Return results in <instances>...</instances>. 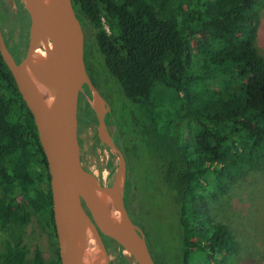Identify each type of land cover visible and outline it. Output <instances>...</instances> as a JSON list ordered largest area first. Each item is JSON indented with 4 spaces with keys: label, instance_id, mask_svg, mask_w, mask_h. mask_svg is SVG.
I'll use <instances>...</instances> for the list:
<instances>
[{
    "label": "trees",
    "instance_id": "16d2710c",
    "mask_svg": "<svg viewBox=\"0 0 264 264\" xmlns=\"http://www.w3.org/2000/svg\"><path fill=\"white\" fill-rule=\"evenodd\" d=\"M71 1L88 34V78L94 85V43L158 137L161 153L147 173L158 175L176 208L179 256L170 264H235L237 240L206 211V201L227 193L249 171L264 170V58L253 46L264 0ZM199 35L193 57L192 40ZM161 90L167 105L156 103ZM171 104L178 105L177 121ZM81 107L84 116L93 112L83 95ZM125 163L124 204L131 210L135 188ZM29 211L56 240L47 160L0 55V232L18 231L2 241L0 264H61L58 246L48 263L38 247L30 251L22 233Z\"/></svg>",
    "mask_w": 264,
    "mask_h": 264
},
{
    "label": "water",
    "instance_id": "95a60500",
    "mask_svg": "<svg viewBox=\"0 0 264 264\" xmlns=\"http://www.w3.org/2000/svg\"><path fill=\"white\" fill-rule=\"evenodd\" d=\"M29 17L28 45L25 57L16 63L8 50L0 27V55L9 69L18 92L30 110L37 135L47 160L50 175L52 212L61 264H110L109 254L100 237L112 240L136 264H156L145 235L135 225L124 204L126 163L123 153L110 137L104 124L105 101L88 78L84 62L85 35L71 0H19ZM35 42L43 51L44 71L54 87L52 92L38 94L22 72ZM32 73L35 70L31 69ZM88 89L90 107L97 119V138L118 158V172L112 188L101 187L81 162L78 144L80 98ZM55 105L53 114L43 120L42 111ZM106 106V109H105ZM116 189L118 200L112 202L104 192V201L116 216L117 225L105 218V210L95 198L96 188ZM77 207L94 228V237L82 234L77 224ZM83 205V206H82Z\"/></svg>",
    "mask_w": 264,
    "mask_h": 264
},
{
    "label": "rangeland",
    "instance_id": "374dc122",
    "mask_svg": "<svg viewBox=\"0 0 264 264\" xmlns=\"http://www.w3.org/2000/svg\"><path fill=\"white\" fill-rule=\"evenodd\" d=\"M1 26L12 46L19 44L21 51L28 45L27 25L21 23V11L14 0L1 1ZM87 40V31H84ZM202 36L192 40V54L197 57V42ZM96 74L94 87L105 102L111 114L107 123L113 141L123 151L127 162L128 183L135 188L128 213L131 221L146 234V242L158 264H170L179 256V225L174 202L168 192L159 187L160 178L155 173H147L156 164L160 151L158 137L149 127L144 114L134 108L123 94L118 82L108 73L104 59L92 43ZM258 55L264 58V8L261 10L256 38L253 43ZM23 54V53H22ZM24 58V57H23ZM198 65L194 71H198ZM84 100L92 102L84 91ZM156 103L167 105L168 93H156ZM132 105V106H131ZM172 105V104H171ZM170 105V106H171ZM176 104L168 107L170 116L177 121ZM106 109V106H105ZM169 116V117H170ZM182 123L181 133L186 135ZM139 131V132H138ZM80 158L83 166L93 175L101 187L112 188L118 172V158L105 148L97 138V119L94 111L83 115L79 110ZM91 151V152H90ZM109 170V171H108ZM117 171V172H116ZM125 189L123 191V197ZM207 202L208 213L217 222L225 224L235 236L238 252L235 264H264V170L249 171L231 189ZM83 206V205H82ZM28 224L23 228V238L30 251L38 247L45 263L55 257L57 241L45 229L32 212H28ZM17 229L0 232V247L5 238L17 235ZM144 234V235H145ZM107 251L111 264H136L115 243L108 241Z\"/></svg>",
    "mask_w": 264,
    "mask_h": 264
},
{
    "label": "bare ground",
    "instance_id": "6f19581e",
    "mask_svg": "<svg viewBox=\"0 0 264 264\" xmlns=\"http://www.w3.org/2000/svg\"><path fill=\"white\" fill-rule=\"evenodd\" d=\"M42 1L48 2L49 0H42ZM31 69L35 70V73H32ZM22 72L38 94L43 95L52 92L54 90V87L48 81V76L44 71L43 51L41 50L39 43L35 42L31 52L30 59L22 67ZM54 106L55 105H49L42 111L41 117L43 120H47L53 114ZM104 192H106L110 196L112 202H116L118 200L117 190L111 189L104 191L103 188L101 187L96 188L95 198L100 204L103 205L105 210V218L114 224L122 225L123 222L122 218L116 216L113 213L112 208L108 206L104 201V196H105ZM71 201L73 207L76 210L77 224L80 231L84 236L88 238L94 237V228L91 225V223L87 220L82 210L79 207H77L78 205L77 199L72 196Z\"/></svg>",
    "mask_w": 264,
    "mask_h": 264
},
{
    "label": "flooded vegetation",
    "instance_id": "af4514ba",
    "mask_svg": "<svg viewBox=\"0 0 264 264\" xmlns=\"http://www.w3.org/2000/svg\"><path fill=\"white\" fill-rule=\"evenodd\" d=\"M1 1L0 0V7H1ZM16 5L19 7L20 11H21V23H24L25 25H27V35H28V32H29V17H28V14L26 12H24V10L21 8L20 6V1L19 0H14ZM23 7V6H22ZM0 27H1V32H2V35H3V39H4V42L8 48V50L10 51V53L12 54L14 60L16 63H19L23 57H25V54H26V50L27 48L25 49V51L23 50V52L21 51V48L19 47V44L16 43L17 46H12L10 45V43L8 42L7 40V36L5 34V32L3 31L2 29V26H1V9H0ZM86 41V40H85ZM23 53V54H22ZM84 62H85V69H86V73H87V63H86V60H85V56H84ZM84 91L88 92L87 89H84ZM82 96V95H81ZM80 101H81V98H80ZM80 110V108H79ZM78 144H79V149H80V136H79V112H78ZM81 159V158H80ZM82 162V161H81ZM83 165V164H82ZM84 167V166H83ZM85 168V167H84ZM86 169V168H85ZM87 170V169H86ZM128 213H129V210H128ZM101 239H102V242L107 250V244H108V241L107 239H105L103 236H101ZM146 239V238H145ZM56 240H57V237H56ZM58 246V244H57ZM108 252V251H107ZM110 264H111V261H110Z\"/></svg>",
    "mask_w": 264,
    "mask_h": 264
}]
</instances>
